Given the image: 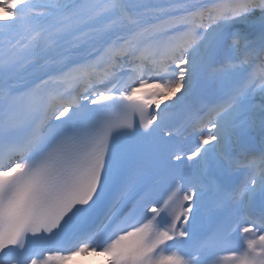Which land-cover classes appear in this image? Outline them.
<instances>
[{"label":"snow or ice","instance_id":"6c2138e0","mask_svg":"<svg viewBox=\"0 0 264 264\" xmlns=\"http://www.w3.org/2000/svg\"><path fill=\"white\" fill-rule=\"evenodd\" d=\"M264 264V0H0V264Z\"/></svg>","mask_w":264,"mask_h":264},{"label":"bare ground","instance_id":"6f19581e","mask_svg":"<svg viewBox=\"0 0 264 264\" xmlns=\"http://www.w3.org/2000/svg\"><path fill=\"white\" fill-rule=\"evenodd\" d=\"M108 259V257H105L102 254L89 253L86 255H78L73 257L69 264H83L86 262H93L92 264L96 262H102L103 264H106Z\"/></svg>","mask_w":264,"mask_h":264}]
</instances>
